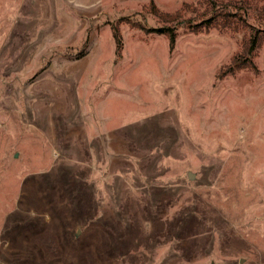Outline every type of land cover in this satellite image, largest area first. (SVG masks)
Listing matches in <instances>:
<instances>
[{
  "label": "rangeland",
  "instance_id": "1",
  "mask_svg": "<svg viewBox=\"0 0 264 264\" xmlns=\"http://www.w3.org/2000/svg\"><path fill=\"white\" fill-rule=\"evenodd\" d=\"M209 1L0 0V264H264V33L137 25Z\"/></svg>",
  "mask_w": 264,
  "mask_h": 264
},
{
  "label": "trees",
  "instance_id": "2",
  "mask_svg": "<svg viewBox=\"0 0 264 264\" xmlns=\"http://www.w3.org/2000/svg\"><path fill=\"white\" fill-rule=\"evenodd\" d=\"M207 3H210L209 0H206ZM241 1V3H240ZM252 3V0H237L234 3L230 2V0H221V2L216 5L215 2H211L212 5V13L208 18L204 17L199 21L198 24H192L191 21L185 20L181 21L182 13L176 12L174 14H163L160 11L156 10V14L161 18L163 22L166 24L170 23L173 26H168L167 28H147L144 24H137L138 27H140L142 30L152 33L156 32L162 35H165L168 40H170V49L173 50L176 45V38H177V32L175 30V27L177 26H183L186 29H190V27L200 28V26H206L210 27L215 19L224 18V23H229V19L231 16L241 18L242 22L247 25H252L254 27V33L251 35L249 43L247 45L246 54H248V59H246L244 62L247 61L249 63V66L254 67V63L250 59L252 56L253 51L256 49L257 46H259L260 43V34L264 33V10L262 12H259L258 14H252V17L254 20H252V23H249L248 20L249 15L251 14L249 8H251L250 4ZM244 6H247L244 7ZM231 24L233 22H230ZM234 24V23H233ZM115 42H117V54L120 55L121 51L123 49V42L121 40V37L118 34V31L116 30L114 32ZM235 70L236 68H240L241 66H246L247 63H241L238 61V59L235 60ZM244 64V65H243Z\"/></svg>",
  "mask_w": 264,
  "mask_h": 264
},
{
  "label": "water",
  "instance_id": "3",
  "mask_svg": "<svg viewBox=\"0 0 264 264\" xmlns=\"http://www.w3.org/2000/svg\"><path fill=\"white\" fill-rule=\"evenodd\" d=\"M192 175H193L192 173H189V178H192Z\"/></svg>",
  "mask_w": 264,
  "mask_h": 264
}]
</instances>
